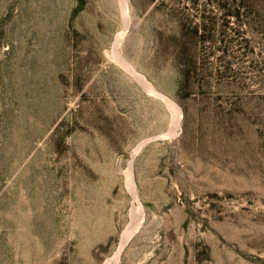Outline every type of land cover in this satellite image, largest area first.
<instances>
[{
  "label": "rangeland",
  "instance_id": "374dc122",
  "mask_svg": "<svg viewBox=\"0 0 264 264\" xmlns=\"http://www.w3.org/2000/svg\"><path fill=\"white\" fill-rule=\"evenodd\" d=\"M0 264H264V0H0Z\"/></svg>",
  "mask_w": 264,
  "mask_h": 264
},
{
  "label": "bare ground",
  "instance_id": "6f19581e",
  "mask_svg": "<svg viewBox=\"0 0 264 264\" xmlns=\"http://www.w3.org/2000/svg\"><path fill=\"white\" fill-rule=\"evenodd\" d=\"M118 43V42H117ZM119 45V44H118ZM171 103H173L171 100H169ZM132 177V176H131ZM134 188V187H133ZM136 193V192H135ZM138 202V201H137ZM123 242L125 243V241H122V244H123ZM125 246V245H124ZM121 251V250H120ZM118 254H120V253H118ZM119 259V258H118Z\"/></svg>",
  "mask_w": 264,
  "mask_h": 264
}]
</instances>
